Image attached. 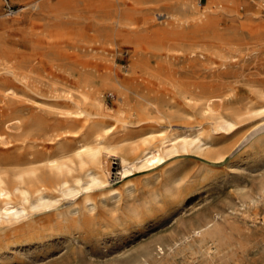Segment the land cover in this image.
<instances>
[{"label": "rangeland", "instance_id": "1", "mask_svg": "<svg viewBox=\"0 0 264 264\" xmlns=\"http://www.w3.org/2000/svg\"><path fill=\"white\" fill-rule=\"evenodd\" d=\"M26 1L0 0V35L12 55L16 52L21 58L37 51L45 53L49 62L31 63L34 73L25 80L0 70V133L8 132L0 139V167L10 173L22 150L14 131L3 125L15 107L13 98H38L34 102L38 112L53 110L50 98H67L62 89L67 82L64 68L78 69L76 55L81 51H90L91 57H86L96 65V75L129 80L139 74L153 77V82L139 79V91L147 98H176L178 111L171 127L182 133L190 125L191 137L197 139L194 131L200 130L207 143L202 147L194 143L156 166L125 174L120 159L109 156L110 184L118 190L135 185L134 198L116 207L110 192L102 190L95 198L103 197L105 202L100 201L93 211L83 208L60 216L48 209L19 220L4 218L0 222V264H264V119L258 124L259 118L252 120L246 113L248 107L264 110V44L259 41L264 37V7L256 0H237L238 7L219 0L223 6L205 18L199 30L202 37H196L194 25L191 34L196 36L193 41L185 40L198 50L208 46L199 56L184 47L178 36L186 28H177L176 21L164 15L160 5L167 0H50L53 7L69 2L77 6L81 22L73 24L64 10L61 27L72 25L66 29L85 33L87 38L98 32L105 37L96 44L65 42L46 47L37 37L39 24L48 15L37 19L36 10L25 5ZM209 1L200 0L202 5ZM120 14L135 23L136 33L117 26L115 19ZM209 18L231 33L245 22L244 35L230 36L237 49H222L225 58L216 51V42L207 37ZM96 19L102 23L97 24ZM249 30L260 32L252 37ZM124 35L134 43L125 41ZM30 37L33 41L26 44ZM135 48L141 50L134 55ZM133 60L140 62L134 71ZM49 70L56 72L47 75ZM149 71L157 76H150ZM109 84L94 81L111 112L108 124L115 125L114 115L120 110L117 98L141 97L128 89L122 94ZM7 87L14 93L4 92ZM208 91L223 98L209 107ZM187 96L190 98L184 100ZM221 115L241 123L237 129L227 130L219 125ZM129 125L138 140L158 137L169 129L156 116L146 125L134 119ZM258 135L262 138L250 145ZM68 205L66 199L61 209Z\"/></svg>", "mask_w": 264, "mask_h": 264}, {"label": "bare ground", "instance_id": "2", "mask_svg": "<svg viewBox=\"0 0 264 264\" xmlns=\"http://www.w3.org/2000/svg\"><path fill=\"white\" fill-rule=\"evenodd\" d=\"M223 1L236 3L235 6L237 7L239 5L237 0ZM25 3V5H31L36 10L37 19H41L46 14L48 15L47 19L41 24L35 21L36 24L41 25L37 40L42 42L45 47L46 45H58L65 42L68 44H96L97 42L101 43L102 38L105 37L103 32H98L93 38H87L85 33L81 32L78 35L66 29V27L70 28L72 25L60 26L64 10L70 14L69 21L73 24L81 22L80 15L76 11L77 6L73 2L62 4L59 7H53L50 0H27ZM220 3L219 0H210L202 5L200 0H167V2L161 3L160 6L165 9L163 13L167 18L176 21L177 28H186H183L184 30L178 35L183 40L184 47L191 49V53L202 56L204 55L203 50L208 49V46H202L201 50H198L195 45L186 43L187 37L191 38L190 41H193L192 36H196L191 34L193 29L190 27L195 25V34L198 33L196 37H202L199 30H201L205 18H208L210 12L219 10L223 6ZM256 3L260 7H264V0H256ZM234 12L242 17L237 9H234ZM51 14L54 15L51 16ZM98 14L97 16H99ZM115 22L119 28L128 29L129 34L137 32L135 23L122 17L121 14L119 18L115 19ZM96 23L100 24L102 20L96 19ZM207 27L211 30L207 37L212 42H216V51L219 52V56L225 58L227 55L221 53L222 49L232 51L237 49V44L230 39V36L244 35L246 25L245 22H242L241 27L231 30V33L219 29L213 19L209 18ZM37 30L39 31V29ZM249 31L252 37L260 32L258 30ZM120 34L118 35L120 36ZM259 38V41L264 44V37ZM123 39L129 43H134L128 35H124ZM194 40L196 39L194 38ZM32 41V37H30L24 42L30 44ZM139 50L141 48H135L134 55ZM15 53L13 55L10 53V48L5 44L3 36L0 35V70L5 69L10 72L13 79L25 80L31 77L35 70V64H31L33 62H49V58L46 57L45 53L40 54L34 51L30 53V56L24 54L21 58ZM90 55V51L78 52L76 59L80 67L72 69L73 71L64 68V71L67 72V82L62 89L65 91V97L67 98H50L53 110L43 108L44 112H41V110L38 112V106L34 104L38 101V98H13L16 103L15 107L9 117L3 121V125L5 129L14 131L16 140L22 150L16 156L10 173L0 167V222L4 218L19 220L36 213L46 212L48 209H54V214H60V216L65 213L73 214L83 208L93 211L98 208L100 201L105 202L103 197H100V199L95 198L97 194L102 193V190L110 192L111 197L115 199L114 205L118 207L121 201L134 198L137 187L131 184L127 185L124 190H118L110 184L108 173L111 163L108 159L109 156H117L120 159V164L123 167L121 173L125 174L137 168L156 166L167 156L188 150L194 143L200 147H202V144L207 143L200 135V130L194 131L197 139L191 137V132L188 133L190 125H186L182 133L171 127L173 117L178 111L175 110L176 98H147L139 91L137 88L139 81L149 80V82H153V77L149 78V76L139 74L129 80L113 79L106 74L96 75L97 67L93 60L88 58ZM132 62L134 71L140 62L139 60H133ZM142 67L147 66L142 65ZM76 70L79 71L78 74L75 72ZM147 70L145 71L147 72ZM55 72L49 70L47 75ZM148 74L154 77L157 76V73L150 72ZM95 78L100 79L103 83H110L122 94L124 89H128L141 97L117 98L120 101V110L118 114L114 115L117 122L115 125L108 124L111 121L107 116L111 112L105 98H102V90L94 86ZM134 79L136 80L135 84L133 83ZM4 92L13 94L14 90L12 87H7ZM212 93L214 91H208V94L205 93L206 104L209 107L215 102V99L223 98L220 93ZM189 98L187 96L183 99L188 100ZM246 113L250 114L249 118L252 120L259 118L256 120L258 124L261 121L263 122L264 110L253 111L252 107H248ZM155 116L160 120H165L169 127L158 137H143L138 140L129 131L130 119L146 125ZM220 118L219 125L227 130L237 129L241 123V121L222 115ZM7 133L6 130L1 132L0 139L6 138ZM261 138L260 135L255 136L250 141V145H254L256 140ZM108 184L110 185L108 186ZM66 199L69 205L67 208L61 209V205L65 203ZM131 208H134V206L131 205Z\"/></svg>", "mask_w": 264, "mask_h": 264}]
</instances>
